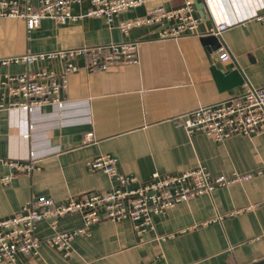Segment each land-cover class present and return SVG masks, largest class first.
I'll use <instances>...</instances> for the list:
<instances>
[{"label":"crops","instance_id":"obj_1","mask_svg":"<svg viewBox=\"0 0 264 264\" xmlns=\"http://www.w3.org/2000/svg\"><path fill=\"white\" fill-rule=\"evenodd\" d=\"M185 1L193 3L201 19L195 33L176 39H158L156 27L148 25L123 35L103 17L79 16L89 7L87 1L72 5L70 13L79 18L62 24L45 16L27 30L22 19L0 18V57L131 41L137 49L135 63L70 73L59 95L61 108H0V218L15 214L29 200L61 203L109 189L107 175L85 165L100 154L115 155L119 171L140 182L154 172L165 175L198 165L210 177L225 179L264 168V132L233 134L218 143L175 124L186 111L226 100L249 86L264 87V24L254 18L264 11V0H142L119 18L144 16L154 7L177 8ZM216 23L227 25L219 35L229 53L223 62L217 48L202 40ZM212 66L223 72L237 67L244 81L220 86ZM34 68L0 65V81L5 74ZM31 156V173L17 172L2 181L9 173L7 161ZM152 219L153 228L141 233L128 219L95 223L85 236L73 237L66 258L44 242L53 230L40 220L35 255L18 254L14 263L0 264H251L264 258V172L179 202ZM207 220L212 221L202 225ZM56 222V231L82 224L79 213Z\"/></svg>","mask_w":264,"mask_h":264},{"label":"built area","instance_id":"obj_2","mask_svg":"<svg viewBox=\"0 0 264 264\" xmlns=\"http://www.w3.org/2000/svg\"><path fill=\"white\" fill-rule=\"evenodd\" d=\"M83 1H87L89 7L79 16L103 17L109 26L123 35H127L130 29L148 25L156 27L158 39H176L195 33L201 19L191 1L172 9L150 8L140 17L119 18L121 13L139 6L142 0H0V18L22 19L27 30L36 27L45 16H51L62 24L79 18L70 13V7ZM254 16L264 24V11ZM226 28L224 23H216L207 33L219 36ZM136 52V42L131 41L0 57V65L35 66L33 71L3 76L0 81V108L26 112L47 105L61 108L64 102L59 95L66 88L70 73L80 69L88 72L104 70L115 63H135ZM215 53L220 62L229 59L228 51L221 44ZM80 59L82 63L79 65ZM175 124L185 133L197 131L218 143L233 134L250 136L263 133L264 87L249 86L226 100L186 111L177 116ZM22 137L27 138V134ZM33 162V156L7 161L9 173L2 177V181L7 182L17 172L31 173ZM85 165L91 171H103L112 181L111 187L100 192L70 196L61 203L51 198L29 200L15 214L0 218V263H14L18 254L35 255L40 242L35 235V225L40 220L49 222L53 230L50 236L43 238L44 242L66 258L71 252L73 237L85 236L95 223L128 219L133 231L141 233L153 228V215L164 214L179 202L210 194L220 185L247 180L264 172L262 168L242 175L234 174L227 179L212 178L205 167L198 165L194 169L165 175L154 172L148 180L140 182L135 176L119 171L113 154H100L86 160ZM69 213H79L82 224L66 231H56L57 218ZM221 218L217 216V219ZM212 220L204 221L202 225Z\"/></svg>","mask_w":264,"mask_h":264},{"label":"water","instance_id":"obj_3","mask_svg":"<svg viewBox=\"0 0 264 264\" xmlns=\"http://www.w3.org/2000/svg\"><path fill=\"white\" fill-rule=\"evenodd\" d=\"M200 7H202V4H200ZM202 40L208 42L209 44H213L214 48H218V45L220 44L219 36H214L209 33L203 36ZM210 70L214 81H216V83H218V85L220 86H227L228 88H232V86L240 85L244 81V78L237 67H234V69L227 72H223L217 69L215 66H212ZM251 264H264V258L254 261Z\"/></svg>","mask_w":264,"mask_h":264}]
</instances>
